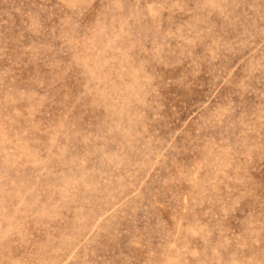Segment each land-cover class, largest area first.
I'll return each instance as SVG.
<instances>
[{
	"label": "rangeland",
	"instance_id": "1",
	"mask_svg": "<svg viewBox=\"0 0 264 264\" xmlns=\"http://www.w3.org/2000/svg\"><path fill=\"white\" fill-rule=\"evenodd\" d=\"M0 264H264V0H0Z\"/></svg>",
	"mask_w": 264,
	"mask_h": 264
}]
</instances>
